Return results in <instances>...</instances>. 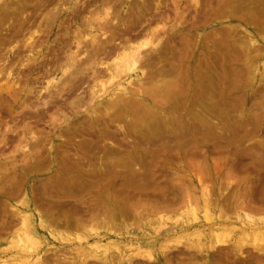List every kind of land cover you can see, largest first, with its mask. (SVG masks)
Wrapping results in <instances>:
<instances>
[{
  "label": "rangeland",
  "instance_id": "rangeland-1",
  "mask_svg": "<svg viewBox=\"0 0 264 264\" xmlns=\"http://www.w3.org/2000/svg\"><path fill=\"white\" fill-rule=\"evenodd\" d=\"M0 19V264H264V0H0Z\"/></svg>",
  "mask_w": 264,
  "mask_h": 264
},
{
  "label": "bare ground",
  "instance_id": "bare-ground-1",
  "mask_svg": "<svg viewBox=\"0 0 264 264\" xmlns=\"http://www.w3.org/2000/svg\"><path fill=\"white\" fill-rule=\"evenodd\" d=\"M222 1H223V0H222ZM2 2H3V1H2ZM3 3L6 5L5 2H3ZM7 8H8V7H7ZM7 10H8V9H7ZM231 16H233V15H231ZM0 20H1V19H0ZM3 22H4V21H3ZM229 26H230V25H229ZM229 26H228V27H229ZM233 26H234V25H233ZM233 26H232V27H233ZM214 27H215V26H214ZM228 27H227V28H228ZM230 27H231V26H230ZM104 29H105V28H104ZM104 29H103V30H104ZM213 29H214V28H213ZM216 29H221V28H216ZM216 29H215V31H216ZM223 29H225V31H227V30H226V27H225V28H222V30H223ZM222 30H221V32H222ZM228 30H229V29H228ZM159 31H160V30H159ZM213 31H214V30H213ZM225 31H224V34H225ZM232 32H233V30H232ZM157 33H159V32H157ZM211 33L214 34L213 32H211ZM227 33H228V32H227ZM208 34H209V33H208ZM212 34H211V35H212ZM216 34H218V33H216ZM216 34L213 35L214 38H216V36H215ZM222 34H223V33H222ZM228 34H229V33H228ZM230 34H231V32H230ZM92 35H93V34H92ZM93 36H94V35H93ZM154 36H155V35H154ZM219 36H220V35H219ZM228 36H229V35H228ZM94 37H95V36H94ZM157 37H159V36H157ZM206 37H207V36H206ZM95 38H96V37H95ZM207 38H208V37H207ZM214 38H213V40H214ZM218 38H219V37H218ZM202 39H203V38H202ZM94 40H95V39H94ZM213 40H212V41H213ZM215 40H216V39H215ZM89 41H90V40H89ZM223 41H224V40H223ZM80 42H81V41H80ZM91 42H93V41L91 40ZM96 42H97V41H96ZM154 42H155V41L152 42L151 40H147L145 43L141 44V45L138 46L135 50H133L132 53H130L129 55H127L126 58H125V57H120V58L116 59V61H115L116 64H115L114 69H115V70H118V69H120V67H122V68H123L125 71H127L128 73H130V74H135V73L137 72V71H136V70H137V67L139 68V66H140V65L138 64V62H139V60H140L139 58H141V56H140V55H141L140 51L143 50L145 47H148V45H153V47H156V46L158 45V42H157L155 45H154ZM215 42H216V41H215ZM211 43H212V42H211ZM216 43H217V42H216ZM218 43H219V42H218ZM218 43H217V44H218ZM220 43H222V42H220ZM223 43H224V42H223ZM29 44H30V43H29ZM76 44H77V43H76ZM78 44H79V43H78ZM78 44H77V48L81 47V46L78 47ZM25 45H26V44H25ZM32 45H33V43H32ZM92 45H93V44H92ZM222 45H225V44H222ZM230 45H231V44H230ZM230 45H229V46H230ZM14 46H15V45H14ZM162 46H163V45H162ZM213 46H214V45H213ZM215 46H216V45H215ZM215 46H214V47H215ZM229 46H228V47H229ZM31 47H32V46H31ZM117 47H118V46H117ZM204 47H206V46H204ZM219 47H222L221 44H220ZM226 47H227V46H226ZM226 47H225V48H226ZM230 47H231V46H230ZM230 47H229V48H230ZM148 48H149V47H148ZM161 48H162V47H161ZM215 48H216V47H215ZM225 48H224V49H223V48H220V49H221V50H222V49H223V50H226ZM149 49H150V48H149ZM153 49H154V48H153ZM155 49H156V48H155ZM159 49H160V48H159ZM159 49H158V50H159ZM208 49H209V48H208ZM217 49H218V47H217ZM230 49H231V48H230ZM235 49H236V47H235ZM78 50H79V49H78ZM78 50H77V51H78ZM204 50H206V49H204ZM218 50H219V49H218ZM223 50H222V51H223ZM152 51H153V50H152ZM222 51H220V52L222 53ZM155 52H156V51H155ZM197 52H198V51H197ZM224 52H226V51H224ZM229 52H230V51H229ZM234 52H235V51H234ZM142 53H143V52H142ZM199 54H200V53H199ZM203 54H204V53H203ZM227 54H229V53H227ZM231 54H232V53H231ZM87 55H88V54H87ZM144 55H145V54H144ZM197 55H198V53H197ZM89 56H90V55H89ZM234 56H235V53H234ZM73 57H74V56H73ZM143 57H145V56H143ZM227 57H229V56H227ZM87 58H88V57H87ZM229 58H230V57H229ZM100 59H101V58H100ZM196 59H197V58H196ZM231 59H232V61H233V58H231ZM72 60H73V59H72ZM86 60H87V59H86ZM141 60H143V58H142ZM141 60H140V61H141ZM234 60H236V58H235ZM232 61H230V62H232ZM86 62L89 63L88 61H86ZM143 62H144V61H143ZM233 62H234V61H233ZM73 63H74V61H73ZM140 63L142 64V62H140ZM235 63H237V62H235ZM101 64H102V63H101ZM118 64H120L121 66L118 65ZM144 64H145V63H144ZM193 64H194V63H193ZM193 64H192V68H193ZM105 65H106V64H105ZM137 65H138V66H137ZM195 65H197V64H195ZM198 65H199V63H198ZM141 66H142V65H141ZM186 66H187V65H186ZM200 66H201V65H200ZM86 67H87V66H86ZM179 67H180V66H179ZM194 67H195V66H194ZM231 67H232V64H231ZM122 68H121V69H122ZM180 68H181V67H180ZM183 68H185V67H183ZM192 68H191V69H192ZM197 68H200V67H197ZM233 68H234V67H233ZM78 69H79V68H78ZM87 69H88V68H87ZM174 69H175V68H174ZM178 69H179V68H178ZM188 69H189V68H188ZM193 69H194V68H193ZM231 69H232V68H231ZM234 69H235V68H234ZM236 69H237V68H236ZM179 70H180V69H179ZM195 70H196V69H195ZM195 70H194V71H195ZM203 70H204V69H203ZM203 70H202V71H203ZM238 70H239V69H238ZM64 71H65V69L63 70V72H64ZM87 71H88V70H87ZM89 71H90V70H89ZM97 71H98V70H97ZM180 71H181V70H180ZM182 71H183V70H182ZM182 71H181V72H182ZM184 71H185V70H184ZM184 71H183V72H184ZM239 71H240V70H239ZM239 71H238V72H239ZM66 72H67V71H66ZM98 72H99V71H98ZM172 72H173V71H172ZM174 72H176V71H174ZM181 72H180V75H181ZM185 72H186V71H185ZM200 72H201V71H200ZM204 72H205V71H204ZM208 72H209V71H208ZM233 72H234V71H233ZM233 72H230V74H232ZM54 73H55V72H54ZM91 73H93V72H91ZM94 73H95V72H94ZM189 73H190V72H189ZM189 73H188V74H189ZM192 73H193V72H192ZM196 73H197V72H196ZM198 73H199V71H198ZM240 73H241V72H240ZM159 74H160V73H159ZM161 74L163 75V72H161ZM164 74H165V76L167 75L166 73H164ZM185 74H186V73H185ZM194 74H195V73H194ZM194 74H193V75L191 74V75L194 77ZM201 74H203V72H201ZM211 74H213V73H211ZM211 74H210V75H211ZM75 75H76V74H75ZM79 75H81V74H79ZM97 75H98V73H97ZM97 75H96V76H97ZM176 75L179 76V73L176 74ZM176 75H175V76H176ZM195 75H196V74H195ZM198 75H199V74H197V77L195 76V79L198 78ZM204 75H205V74H204ZM207 75L210 76L209 74H207ZM235 75H236V74H235ZM239 75H240V74H239ZM63 76H64V75H63ZM66 76H67V75H66ZM77 76H78V75H77ZM77 76H76V77H77ZM181 76H182V75H181ZM208 76H206V78H207ZM232 76H233V74H232ZM73 77H74V76H73ZM76 77H74V79H75ZM93 77H95V75H94V76L92 75L91 79H92ZM151 77H152V76H151ZM183 78H184V77H183ZM186 78H187V77L185 76V79H186ZM201 78H202V77H201ZM201 78H199L200 80L197 79V81L194 82L193 84H196V86H200V88H203V87H204V84H203V83H205L206 80L204 79V76H203V80H202V83H201V82H200V81H201ZM209 78H211V77H209ZM238 78H239V77H238ZM58 79H59V78H58ZM71 79H72V78H71ZM120 79H121V78H120ZM211 79H212V78H211ZM113 80H114V79H113ZM115 80H116V79H115ZM148 80H149V78H148ZM179 80H181V79H179ZM209 80H210V79H209ZM214 80H215V79H214ZM235 80H236V79H235ZM149 81H150V80H149ZM203 81H204V82H203ZM210 81H211V80H210ZM111 82H112V81H111ZM176 82H177V80H176ZM189 82H190V81H188V83H189ZM207 82H208V80H207ZM55 83H58V82L56 81ZM59 83H60V82H59ZM69 83H70V82H69ZM129 83H130V82H129ZM213 83H214V82H213ZM60 84H61V83H60ZM60 84H58V85H60ZM130 84H131V83H130ZM153 84H154V83H153ZM163 84H164V83H163ZM163 84H162V85H163ZM172 84H173V83H172ZM193 84H191V85H193ZM210 84H211V83H210ZM65 85H66V84H65ZM119 85L122 87L121 91L123 92V95L120 94V95H122V97H117V98L115 97L116 99L114 98L115 100L112 101V102L108 105V107L104 109V111L102 110V108L98 109V110H101V111L105 112V113H103V112H102V113H103L104 116L107 117V118H108L107 113H108L111 109L116 110L117 107H119V106H121V105H123V104L125 105V102L127 101V98H126L124 95L127 94V90H128V89H125L126 87H124V85H121V84H119ZM151 85H152V84H151ZM169 85H170V84H169ZM201 85H203V87H201ZM62 86H63V85H62ZM120 86H119V87H120ZM135 86H136V85H135ZM152 86H153V85H152ZM159 86H160V85H159ZM159 86H158V87H159ZM173 86H174V85H173ZM177 86H178V85H177ZM177 86H176V87H177ZM187 86H188V84H187ZM193 86H194V88H195L194 90H196L195 85H193ZM209 86H210V85H208V87H209ZM211 86H213V85L211 84ZM51 87H52V86H51ZM60 87H61V85H60ZM60 87H59V88H60ZM70 87H71V86H70ZM101 87H102V86H101ZM139 87H140V85H139ZM141 87H142V86H141ZM143 87H144V86H143ZM162 87H163V86H162ZM188 87H189V86H188ZM48 88H49V87H48ZM61 88H62V87H61ZM65 88H67V86H65ZM127 88H128V87H127ZM166 88H167V87H166ZM189 88H190V87H189ZM206 88H207V87H206ZM49 89H50V88H49ZM69 89H70V88H69ZM134 89H135V87L133 88V90H134ZM141 89H143V88H141ZM148 89H152V87L150 86V88L148 87L147 89L144 88L145 91L148 90ZM161 89H163V88H161ZM164 89H165V88H164ZM191 89L193 90V88H191ZM197 89H198V88H197ZM208 89H209V88H208ZM211 89H212V88L210 87L209 90H211ZM232 89H234V86H233ZM71 90H72V89H71ZM103 90H106V88H105V89L103 88ZM103 90H102V91H103ZM136 90H138V88L135 89L134 91H136ZM192 90H191V91H192ZM199 90H200V89H199ZM205 90H206V89H205ZM205 90H204V91H205ZM230 90H231V89H230ZM234 90H235V89H234ZM60 91H62V90H60ZM69 91H70V90H69ZM117 91H118V90H117ZM201 91H202V90H201ZM130 92H131V91H130ZM136 92H137V91H136ZM138 92H139V91H138ZM138 92H137V93H138ZM154 92L157 93L156 90H155ZM159 92H161V91L159 90ZM163 92H164V91H163ZM165 92H166V90H165ZM165 92H164V93H165ZM167 92H168V91H167ZM198 92H199V91H198ZM206 92H207V90H206ZM206 92H205V93H206ZM230 92H231V91H230ZM48 93H49V92H48ZM117 93H118V92H117ZM131 93L134 94L133 92H131ZM137 93H135V94H137ZM140 93H141V92H140ZM156 93H154V94H156ZM187 93H188V92H187ZM202 93L205 94L204 92H202ZM118 94H119V93H118ZM157 94H158V93H157ZM157 94H156V95H157ZM206 94L208 95L209 93L207 92ZM47 95H48V94H47ZM137 95H138V94H137ZM163 95H164V94H163ZM200 95H201V94H200ZM229 95H230V94H229ZM49 96H50V95H49ZM116 96H118V95H116ZM161 96H162V94H161ZM161 96H160V98H161ZM165 96H166V93H165ZM130 97H131V96H129V99H130ZM157 97L159 98V96H157ZM162 97H163V96H162ZM167 97H168V96H167ZM206 97H207V96H206ZM131 98H132V97H131ZM154 98H155V97H154ZM163 98L166 99L165 97H163ZM133 99H134V98H133ZM156 99H157V98H156ZM130 100H131V99H130ZM135 101H137V100H135ZM135 101H134V103H135ZM128 102H130V101H128ZM140 102H141V101H140ZM140 102H138V103L140 104ZM152 102H153V101H152ZM138 103H137V104H138ZM43 104H45V103H43ZM126 104H127V102H126ZM131 105H132V104H131ZM146 105H147V104H146ZM36 106H37V104H36ZM101 106H102V105H101ZM128 106H129V105H128ZM133 106H134V105H133ZM138 106H139V105H138ZM138 106H137V107H138ZM99 107H100V106H99ZM121 107H122V106H121ZM147 107H148V109L150 108L149 106H147ZM154 107H155V106H154ZM97 108H98V107H97ZM118 109H119V108H118ZM124 109H125V108H124ZM136 109H137V108H136ZM93 110H94L95 112L97 111V110H95V109H93ZM93 110H92V111L90 112V114H89L90 117H93V112H94ZM113 110H112V111H113ZM107 111H108V112H107ZM116 111H117V110H116ZM123 111H124V110H122V112H123ZM125 111H126V110H125ZM97 112H99V111H97ZM114 112H115V111H114ZM119 112H120V111H119ZM147 112H148V111H147ZM115 113H116V112H115ZM117 113H118V112H117ZM117 113H116V114H117ZM150 113H151V114H150ZM150 113H149L150 116L148 115L149 117H151V115H153L152 112H150ZM113 114H114V113H113ZM147 114H148V113H147ZM108 115H111V111H110V113H109ZM117 115H118V114H117ZM120 115H122L121 112H120ZM120 115H119V116H120ZM101 116H103V115H101ZM104 116H103V117H104ZM111 116L113 117V115H111ZM97 117H98V115H97ZM97 117L94 115V117L92 118V121H95V124H96V122H97V120H98ZM103 117H102V118L99 117V118L103 119ZM116 117H118V116H116ZM120 117H121V116H120ZM87 118H88V117H87ZM109 118H110V117H109ZM112 119L114 120V117H113ZM112 119H111V120H112ZM99 120H100V119H99ZM103 120H104V119H103ZM111 120H110V121H111ZM113 120H112V121H113ZM117 120H118V118H117ZM89 121H90V118H89ZM104 121H105V120H104ZM104 121H103V122H104ZM98 122H101V121H98ZM106 122H107V121H106ZM80 123H81V122H80ZM85 123H86V122H85ZM92 123H93V122H89V124H92ZM101 123H102V122H101ZM104 123H105V122H104ZM104 123H103V124H104ZM107 123H109V122H107ZM73 124H74V123H73ZM87 124H88V123H87ZM89 124H88V125H89ZM95 124H94V125H95ZM98 124H99V123H98ZM98 124H97V125H98ZM68 125H70V124H68ZM81 125H82V124H81ZM88 125H86V126H88ZM64 126H65V125H64ZM71 126H73V125H71ZM71 126H70V127H71ZM75 126H76V125H74V128H75ZM89 126H90V125H89ZM89 126H88V127H89ZM103 126L105 127V124H104ZM106 126H107V125H106ZM58 127H59V126H58ZM58 127H57V128H58ZM65 127H66V126H65ZM65 127H64L63 129H65ZM79 127H80V126H79ZM81 127H82V126H81ZM81 127H80V128H81ZM67 128H68V127H66V129H67ZM83 128H84V127H83ZM98 128H101V130L103 129V127H101V126H100V127L98 126ZM59 129L63 130L62 127L59 128ZM70 129H72V128H70ZM91 129H92V128H91ZM105 129H106V128H105ZM68 130H69V129H68ZM68 130H67V131H66V130H63V131H64V132H68ZM84 130H85V128H84ZM86 130H87V129H86ZM92 130H93V129H92ZM99 130H100V129H99ZM57 131H58V130H57ZM73 131H75V129H74ZM71 132H72V131L70 130V133H71ZM93 132H94V130H93ZM73 133H74V132H73ZM61 134H62L61 131H58V134L56 135L57 137L55 138V140H53V142H56V141L61 142V141H62V140H61V139H62V138H61ZM63 134H64V133H63ZM70 135H71V134H70ZM72 135H74V134H72ZM63 136H64V135H63ZM74 136H75V135H74ZM68 138H69V137H68ZM60 140H61V141H60ZM64 140H65V139H64ZM68 140H70V139H68ZM65 142H66V141H65ZM61 143H62V142H61ZM54 145H55V144H54ZM56 145H58V144H56ZM52 147H54V146H52ZM50 148H51V147H50ZM59 148H60V147H59ZM79 148H80V147H79ZM51 149H52V148H51ZM55 149H56V146H55ZM55 149H54V150H55ZM60 150H61V148H60ZM60 150H59V152H60ZM35 151H36V154H37V150H35ZM81 152H82V151H81ZM83 152H84V150H83ZM83 152H82V153H83ZM33 153H34V152H33ZM33 153H32V155H33ZM38 153H39V151H38ZM61 153H63V152H61ZM84 153H85V152H84ZM42 154H43V153H42ZM42 154H41V155H42ZM55 154H56V153H55ZM30 155H31V153H30ZM41 155H40V156H41ZM63 155H64V154H63ZM63 155H62V156H63ZM37 156H38V155H37ZM40 156H39V158H40ZM42 156H43V155H42ZM36 159H37V158H36ZM57 159H58V158H57ZM57 159H56V160H57ZM59 164H60V163H59ZM59 164H58V166H56V167H59ZM81 166H82V165H81ZM79 167H80V166H79ZM80 168H81V167H80ZM82 170H83V169H82ZM87 170H88V169H87ZM87 170H86V171H87ZM62 171L64 172L63 169H62ZM62 171H61V172H62ZM65 171H66V170H65ZM76 171H77V170H76ZM89 171H90V170H89ZM55 172H58V171L56 170ZM80 172H81V171H80ZM84 172H85V171H84ZM86 173H87V172H86ZM56 174H57V173H56ZM61 174H62V173H61ZM67 174H68V173H67ZM67 174H66V175H67ZM76 174H77V173H76ZM80 174H81V173H80ZM59 175H60V174H59ZM66 175H65V176H66ZM73 176H74V175H73ZM82 176H83V175H82ZM69 177H70V176H69ZM69 177H68V178H69ZM57 178H58V177H57ZM57 178H55V179H57ZM62 178H63V177H62ZM70 178H71V177H70ZM72 178H73V177H72ZM72 178H71V179H72ZM58 180H59V179H58ZM63 180H64V178H63ZM67 180L69 181V179H67ZM47 181H48V180H47ZM50 181H51V180H50ZM65 181H66V180H65ZM65 181H64V182H65ZM52 182H53V181H52ZM56 182H58V181H56ZM60 182H61V181H60ZM60 182H59V185L61 184ZM64 182H63V183H64ZM66 182H67V181H66ZM69 182H70V181H69ZM71 182H72V181H71ZM63 183H62V185H63ZM72 183H73V182H72ZM65 184H66V183H65ZM68 184L70 185L71 183H68ZM66 185H67V184H66ZM40 195H41V194H40ZM40 195H39V196H40ZM41 197H42V196H41ZM27 214H28V213H27ZM39 214H40V213H39ZM26 217H27V216H26ZM23 219H24V218H23ZM27 219H28V218H27ZM24 220H25V219H24ZM25 222H26V221H25ZM25 222L23 221L24 224H25ZM27 222H28V221H27ZM40 223H42V222H40ZM40 223H39V224H40ZM43 224H44V223H42V225H43ZM40 226H41V225H40ZM40 226H39V227H40ZM26 227H27V223H26ZM41 227H43V226H41ZM48 228H49V226H48ZM27 229H28V228H27ZM26 231H28V230H26ZM26 233H27V232H26ZM24 234H25V233H24ZM27 235L29 236L28 233H27ZM221 235H222V234H221ZM215 236H216V235H215ZM221 237H222V236H221ZM216 238H217V237H216ZM26 239H27V238H26ZM30 239H31V238H30ZM221 239H222V238H221ZM33 240H34V239H33ZM27 241H28V240H27ZM29 241H30V240H29ZM31 241H32V240H31ZM37 241H38V240H37ZM30 243H31V242H30ZM34 244H35V243H34ZM223 244H224L223 241H220V240L216 239L215 242H214V244H213V247H215V246H221V245H223ZM30 245H31V244H30ZM32 245H33V243H32ZM32 245H31V246H32ZM93 246H94V249H95V250H102L104 254H106V253L108 252V250H109V247H108V248H107V247H102V245H93ZM90 247H91V246H90ZM216 248H217V247H216ZM218 249H219V248H218ZM28 250H29V248H28ZM45 251H46V250H45ZM138 252H139V250H138ZM146 254H147V253H146ZM148 254H149V252H148ZM148 256H149V255H148Z\"/></svg>",
  "mask_w": 264,
  "mask_h": 264
}]
</instances>
